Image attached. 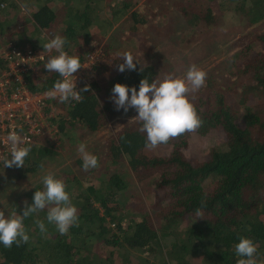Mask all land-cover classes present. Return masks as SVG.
<instances>
[{"label": "trees", "instance_id": "1", "mask_svg": "<svg viewBox=\"0 0 264 264\" xmlns=\"http://www.w3.org/2000/svg\"><path fill=\"white\" fill-rule=\"evenodd\" d=\"M223 7L246 28L264 21V0H0V42L30 44L45 52L37 69L26 75L33 90L51 88L61 79L44 69L56 54L43 50L45 37L66 38L64 50L80 62L88 51L101 49L78 78L77 90L85 85L92 90L81 93L83 101L53 100L58 143L41 135L28 145L24 167L4 168L0 162V196L5 181L33 176L125 113L109 99L115 83L138 90L142 78L151 83L165 75L176 77L178 66L154 51L156 46L175 42L177 34L180 42L188 34L206 35L219 25ZM170 11L182 22L177 31ZM122 21L128 25L112 29ZM125 28L134 37L127 39ZM42 31L52 37L39 39ZM246 37L227 57V67L204 71L205 86L190 94L202 121L197 130L149 149L135 119L121 125L93 154L97 168L83 170L77 156L54 173L77 209V224L61 235L47 222V209L33 214L24 220L29 242L10 249L0 244V264H236L238 236L257 245L258 264H264V30L251 29ZM38 40L43 44L36 46ZM123 52L139 62L136 71L116 70L122 63L117 54ZM211 129L222 143L208 146L201 161L191 160L186 154L191 134ZM130 181L134 188L128 187ZM42 188L40 181L6 208L5 216L22 214L23 202L31 204L35 190ZM37 219L45 222L43 234ZM156 256L161 263L154 261Z\"/></svg>", "mask_w": 264, "mask_h": 264}, {"label": "clouds", "instance_id": "2", "mask_svg": "<svg viewBox=\"0 0 264 264\" xmlns=\"http://www.w3.org/2000/svg\"><path fill=\"white\" fill-rule=\"evenodd\" d=\"M47 42L43 50L52 53L44 64L48 72H55L61 79L55 81L53 87L45 95L50 99H58L61 103L70 100L82 102L81 93L91 92L89 85L77 90L76 77L73 75L83 66L79 56L69 55L64 50L66 38L56 35L51 39L45 37ZM119 61L116 70L120 73L136 71L138 61L130 52L118 53ZM43 59V57H42ZM140 71L143 69L140 67ZM206 73L197 65H190L184 76L173 77L165 75L161 80H153L151 83L146 78L139 82V89L125 84L115 83L111 89L109 99L116 110L123 109L126 113L129 108H134L137 115L135 119L140 125V131L146 134L145 146L154 149L159 145L167 144L170 140L178 138L185 133L197 130L202 121L192 103L194 95L205 86ZM8 155L0 156L4 168L24 167L25 158L31 151L30 147L23 146L27 143L26 137H21L15 130L8 133L6 140ZM77 152L82 159V168L87 171L98 167V158L86 150V145L80 143ZM43 167V166H41ZM42 190H35L31 204L24 201L22 214L12 213L5 216L0 211V244L10 249L13 244L19 247L29 242L24 220L35 213L47 209L46 220L54 224L61 235L68 233L69 229L77 224V209L72 204L70 195L66 191L63 180L56 178L51 171L41 176ZM196 216L201 217L200 210ZM202 219V218H201ZM35 224L43 234L47 231L45 222L37 219ZM239 242L235 244L236 264H258L257 245L244 236H238Z\"/></svg>", "mask_w": 264, "mask_h": 264}, {"label": "rangeland", "instance_id": "3", "mask_svg": "<svg viewBox=\"0 0 264 264\" xmlns=\"http://www.w3.org/2000/svg\"><path fill=\"white\" fill-rule=\"evenodd\" d=\"M142 2L143 0H138V3ZM222 13L223 14L219 25L208 30L209 32L206 35L203 34L196 36L194 34H188L186 36V40L180 42V34H177L175 36V42H162L156 46L154 51H157L158 54L160 53L162 58L168 61V63L178 66L176 77L182 78L187 68L192 64L197 65L203 71H206L214 65H219L222 69H224L227 67V57L232 52L237 50L242 42H246V35L251 29L256 31L264 30V21L260 24H257L256 27L251 26L246 28L243 21H241L239 16L235 13L228 11L225 7H223ZM169 15L171 18L170 20L175 22L174 29L176 31L179 30L181 28L182 22L179 19L177 12L170 11ZM17 21L18 18H15L11 21V23ZM120 24L125 25L127 23L124 21L121 23L114 22L112 29H118V27L122 26ZM91 28L94 29V27ZM194 31L196 32L197 29L195 28ZM4 34H9V31H6ZM39 34L40 35H38V37L41 39V36H43L44 33L42 31ZM124 34H126L124 36H126L127 39H129V37H134L133 33L128 32L126 28L124 30ZM51 35L52 32H49L48 37ZM3 37L7 38L6 35H3ZM1 38L2 36L0 35V39ZM42 41L43 40L36 41L35 45L39 46L43 44ZM190 41H193V43ZM188 42H190L189 45ZM119 46V42H116V50H118ZM136 115V110L131 108L130 111L122 113L121 115L109 120V122L100 131L92 133L82 142L86 145V150L91 154L96 153L97 149L101 147L102 140L110 137L117 128H119L124 123L133 120L132 118ZM221 143L222 138L214 129L209 130L204 135H197L193 133L188 139L186 154L193 161H201L205 157L208 146L215 144L220 145ZM79 144H77L75 148H72L71 151L63 152L62 154L58 155L45 168L33 176L23 178L18 181H5V185H3L4 189L2 190V194L0 196V211H5L6 208H8L14 202L22 199L34 185L41 181V176L46 172L51 171L53 173H57L65 167L71 166L77 156L81 157L77 152V147ZM134 186L135 185L133 184V181H130L128 187L134 188ZM188 222L189 218H186V220H184L183 227ZM154 261L161 263L162 258L156 256Z\"/></svg>", "mask_w": 264, "mask_h": 264}, {"label": "built area", "instance_id": "4", "mask_svg": "<svg viewBox=\"0 0 264 264\" xmlns=\"http://www.w3.org/2000/svg\"><path fill=\"white\" fill-rule=\"evenodd\" d=\"M43 33L49 36V32ZM100 50L94 48L85 54L81 62L83 67L73 74L76 84ZM42 57L45 58V52L30 44L18 46L13 42H0V156L8 155L5 140L12 130L27 138V143L23 145L27 147L41 135L54 145L59 141L58 126L54 120L58 109L53 99L45 95L52 87L33 90L26 80V75L37 69Z\"/></svg>", "mask_w": 264, "mask_h": 264}]
</instances>
